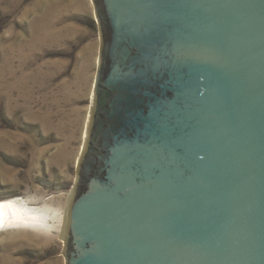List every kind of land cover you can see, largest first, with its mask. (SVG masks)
<instances>
[{
	"label": "water",
	"instance_id": "1",
	"mask_svg": "<svg viewBox=\"0 0 264 264\" xmlns=\"http://www.w3.org/2000/svg\"><path fill=\"white\" fill-rule=\"evenodd\" d=\"M93 3L66 264H264V0Z\"/></svg>",
	"mask_w": 264,
	"mask_h": 264
},
{
	"label": "rangeland",
	"instance_id": "2",
	"mask_svg": "<svg viewBox=\"0 0 264 264\" xmlns=\"http://www.w3.org/2000/svg\"><path fill=\"white\" fill-rule=\"evenodd\" d=\"M101 48L93 0H0V200L43 220L0 227V264H66Z\"/></svg>",
	"mask_w": 264,
	"mask_h": 264
},
{
	"label": "bare ground",
	"instance_id": "3",
	"mask_svg": "<svg viewBox=\"0 0 264 264\" xmlns=\"http://www.w3.org/2000/svg\"><path fill=\"white\" fill-rule=\"evenodd\" d=\"M93 85H94V83H93ZM91 102H93V91H92V96H91ZM86 132H87V129H85V131H84V139L86 137ZM87 136H88V134H87ZM73 193H74V190L71 193H69V202H68V206H67V213H66V211L64 212V216H66V217L63 218L62 228H63L65 238H66V231H67L66 228H67L69 204L71 202ZM10 207H12L11 211H10ZM27 208H29V207H27ZM29 209H26L23 205L18 206L11 199L0 200V227H3V226L11 227V226H15V225H23V224H29V223L37 224L38 222L43 221V220H40L41 218H39V216H36V215H34V213H31V211H29ZM45 219H46V217H45Z\"/></svg>",
	"mask_w": 264,
	"mask_h": 264
}]
</instances>
